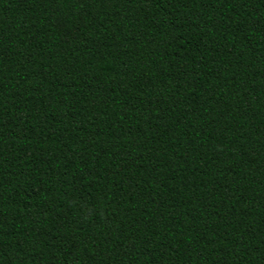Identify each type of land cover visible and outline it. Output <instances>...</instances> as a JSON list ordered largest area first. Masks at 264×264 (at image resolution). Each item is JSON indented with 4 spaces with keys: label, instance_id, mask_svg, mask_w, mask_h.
Returning a JSON list of instances; mask_svg holds the SVG:
<instances>
[{
    "label": "trees",
    "instance_id": "16d2710c",
    "mask_svg": "<svg viewBox=\"0 0 264 264\" xmlns=\"http://www.w3.org/2000/svg\"><path fill=\"white\" fill-rule=\"evenodd\" d=\"M0 264H264V0H0Z\"/></svg>",
    "mask_w": 264,
    "mask_h": 264
}]
</instances>
